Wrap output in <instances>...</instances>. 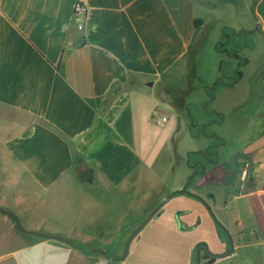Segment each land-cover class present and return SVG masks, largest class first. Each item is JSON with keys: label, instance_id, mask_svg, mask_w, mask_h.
Wrapping results in <instances>:
<instances>
[{"label": "crops", "instance_id": "crops-1", "mask_svg": "<svg viewBox=\"0 0 264 264\" xmlns=\"http://www.w3.org/2000/svg\"><path fill=\"white\" fill-rule=\"evenodd\" d=\"M199 1L0 0V164L5 173L0 206L17 213L25 229L75 244L24 233L0 212V231L17 246L0 256V264H59L58 255L65 258L60 264H128L115 263L127 257L109 260L94 249L108 252L112 247L116 254L145 199L154 194L156 201L170 193L166 178L139 150L138 127L152 122L161 101L169 102L163 88L176 84L167 79L184 72L202 30L206 35L195 55L198 88L191 95L192 102L198 96L199 122L192 109L186 115L181 111L183 116L194 128L220 126L227 113L218 106L219 95L223 89L236 91L231 106L247 114L242 145H264V12L259 10L264 0H239L236 5L239 24L231 27L255 30L254 44L238 48L248 59L240 68L243 76L219 88L211 101L207 87L221 71L237 70L240 60L217 49L224 27L198 14ZM77 2L84 6L83 23L74 15ZM216 30L221 36L214 41ZM208 45L216 57L205 65L204 82L198 68ZM256 55L252 87L242 89ZM204 103L224 113V120L213 121ZM206 137L203 149L211 142ZM82 169L89 178H83ZM190 173L187 166L179 177L182 183ZM142 181L156 186L150 192L146 188L139 205ZM160 216L172 219L173 211L165 209ZM37 249L47 253L40 262L30 257Z\"/></svg>", "mask_w": 264, "mask_h": 264}, {"label": "rangeland", "instance_id": "rangeland-1", "mask_svg": "<svg viewBox=\"0 0 264 264\" xmlns=\"http://www.w3.org/2000/svg\"><path fill=\"white\" fill-rule=\"evenodd\" d=\"M208 1H212L213 3ZM232 1L234 4L226 3L224 0H200L197 11L201 17L209 18L213 21L215 26H219L220 24L223 27L236 26L239 24L238 18L240 17L238 13L239 7L236 6L239 0ZM218 32L216 30L213 35L214 41L221 36ZM205 35L206 31L202 30L193 42L191 48L195 54L198 47L204 41ZM239 43L242 45L243 41L239 40ZM205 50L202 64L198 68V74L202 76L204 82L208 81L207 76H205V74H208L205 65H210L211 60L216 57L213 46L208 45V48ZM247 55H250V53H247ZM258 61L256 55L251 66L247 68L248 77L239 85L242 89L252 87V77L255 75ZM195 64V57L193 58L192 54L189 53L185 60L184 72L181 69L182 73L172 75L167 79L173 81L176 85L175 87H171V89L173 88L172 90L170 89L171 91H167L165 87L163 88L166 91L164 94L169 102L167 101L166 105L161 101L158 111L153 113L152 122L146 126L140 125L138 127L139 150L143 154L145 162L155 172L166 178L167 188L172 192L182 188L189 175L185 176L182 183L179 177L188 166V156L185 158L184 151L203 149L202 146L208 143L206 141V133L211 134L216 131L222 135L227 145L220 148V162L229 169L230 178L228 184L229 189H233L227 197L228 203L226 205L224 203V198H226L228 191L225 184L211 182L212 184L207 183L201 187L193 184L190 186V190L206 199L217 219L224 225L226 224L235 236V254L219 259L217 263L264 264V145H253L251 147L242 145L243 139L240 134L244 132L248 123L244 119L247 114H238L234 112V107L232 108L231 106L232 100L237 97L236 91L223 89L219 95L218 106L224 110V113H227L224 124L217 125L215 128H209L205 124L197 125L196 128L191 126V123L186 116H183V113L186 115V109H192L193 118L199 122L196 109L199 110V113L201 112L197 101L198 96H195L194 102L191 101V95L198 88L195 82ZM231 80L232 77L228 78L227 81ZM165 117L169 119L163 123ZM260 125L261 122L257 125L259 126L257 128L258 131ZM238 141H241V145L238 144ZM239 148H242V150L237 152ZM234 153H236L234 159L228 160L227 157ZM247 155L248 157L252 156L251 158L254 160L253 170L248 179L246 177L247 168L245 165L247 161L244 162V159H247L244 156ZM193 160L194 157L192 158ZM81 174H84L85 178H89L85 169H82ZM4 179L5 173H3V168L0 164V180ZM140 185L144 186L139 191V205H141V199H144L143 197L148 193L146 188L150 192L156 186L153 183L150 184L143 181ZM155 198L156 196L153 194L151 197L145 199L146 202L142 200L144 202H141L142 205L138 207L137 213L131 217V224L127 229L125 239L120 242L116 249V254L113 252L112 247L109 248V255L111 253L115 254L112 257L123 255L124 246L130 234L163 200V197H161L159 200L154 201ZM123 200H126V197ZM165 209L173 211V218L170 219L162 216L151 218L132 240L127 258L124 261H117L115 263L195 264V248L197 244L201 242L208 243L211 250L215 251L223 249L216 229L217 224L208 206L201 200L187 194H176L164 204L162 211ZM182 226H185L187 230L182 229ZM4 233L0 231V256L17 247L15 246V241L12 238H7ZM136 252L140 253L137 255ZM30 257L32 260L40 262L43 258L47 257V253L37 249L31 253ZM56 259L59 264L65 261L62 255L56 256Z\"/></svg>", "mask_w": 264, "mask_h": 264}, {"label": "flooded vegetation", "instance_id": "flooded-vegetation-1", "mask_svg": "<svg viewBox=\"0 0 264 264\" xmlns=\"http://www.w3.org/2000/svg\"><path fill=\"white\" fill-rule=\"evenodd\" d=\"M223 52H226L230 56H233L229 51H223ZM235 73H236V70H234L232 74L228 73L226 70L221 71V75L219 77H222L223 82H224V85H222V87L223 86H232L233 85L230 81H227V80H228V78L233 77ZM203 108L205 109L206 113H208V114H210L212 116L213 121L221 123L224 120V113L217 112L216 110L210 109L209 105L207 103L203 105ZM218 113H222L223 114V118H222V120L216 121L214 119V116H216V114H218ZM206 125L207 124H205V126ZM206 135L211 138V142L204 149L198 150V151L203 152V153L195 154L194 160L192 162L195 163V162L198 161V162H200V164L198 163L197 165H195L193 163H189V162L187 163V165L191 168V173L188 175V176H190V178L186 180L185 184L188 183V188L189 189H190V186L193 185V184H195V185L197 184L199 186H203V185H205L207 183H211V182H218V183L225 184L226 188L228 189L226 198H224V203L226 205L228 203L227 197L229 196V194L232 192L233 189L232 188L229 189V184H228L229 178H230L229 169L222 162H220V159H221L220 148H221V146L227 145V143H226V140L224 139V137L218 135L216 132H213L211 134L210 133H206ZM212 145H215V147L213 148V151L209 152L212 155H206L205 152L208 153L207 149L210 146H212ZM189 152H196V151H189ZM189 152L187 154L188 158H189ZM235 154L236 153H234L232 155H229V157H227V159L230 160V161L233 160ZM244 157L247 158V159H244V162L247 161L245 165H246V168H247L246 177L248 179L251 176L250 175L251 171L253 170L254 160H253V158H251L252 156L248 157V155H247V156H244ZM211 197L213 198V196H211ZM157 206L153 210H155L157 208ZM163 206L160 207V209L158 210V212L154 216H160L161 215ZM225 226H227V225L225 224ZM185 228H186L185 226H182V229H185ZM227 228L229 229L228 226H227ZM216 229H217L218 234L220 236V241H221V243L223 245V249L221 251L212 250V252L217 253V254H224V253L228 252L231 249V247H232V241H231V237H232L233 238V248L234 249H233V252L230 255H234L235 251H236V239H235V236L231 233L230 229H229V231H230L231 237L222 228H219L217 226ZM240 231H241V229H240ZM139 232L135 235V237L139 234ZM198 252L200 254V262H199V264H218L217 262H218L219 259L225 258L226 256H230V255H226L224 257L215 256V255L211 254L207 250L205 244L202 243L201 246L198 249L195 248V264H198L197 258H196ZM123 253H124V250H123ZM118 257H120V256H118Z\"/></svg>", "mask_w": 264, "mask_h": 264}, {"label": "water", "instance_id": "water-1", "mask_svg": "<svg viewBox=\"0 0 264 264\" xmlns=\"http://www.w3.org/2000/svg\"><path fill=\"white\" fill-rule=\"evenodd\" d=\"M152 83V82H151ZM187 163H188V160H187ZM190 178V176H188V178L187 179H189ZM176 194H187V195H190V196H192V197H195V198H197V199H199V200H201L203 203H205L207 206H208V209L210 210V213H211V215L213 216V218H214V220H215V223L217 224V226L219 227V228H222L227 234H229V236L231 237V234H230V231H229V229L223 224V223H221L218 219H217V217H216V215L214 214V212H213V210L211 209V207L208 205V202L206 201V199L203 197V196H201L200 194H198V193H196V192H194V191H192V190H190L189 188H188V183H186L182 188H179V189H177V190H174V191H172V192H170L169 194H167V195H165L164 196V198H163V200L159 203V205L157 206V208L155 209V210H153L148 216H147V218L130 234V236H129V238L127 239V241H126V244H125V247H124V253H123V255L122 256H120V257H111V256H109L108 255V252H107V250H105V249H102V248H95L94 249V251H96V252H99V253H101L102 255H104V256H106V258L107 259H109V260H124L126 257H127V255H128V251H129V247H130V244H131V242H132V240L134 239V237H135V235L148 223V221L158 212V210L160 209V207H162L164 204H166L169 200H170V198H172L174 195H176ZM0 212H2L3 214H6V215H8V216H10L14 221H15V223H16V226H17V228L20 230V231H22V232H24V233H29V234H36V235H40V236H45V237H52V238H57V239H61V240H63V241H65V242H67V243H69V244H71V245H75L72 241H70V240H68V239H65V238H63V237H61V236H57V235H52V234H47V233H43V232H38V231H33V230H28V229H25L23 226H22V224H21V222H20V219H19V216L17 215V213H15V212H13V211H11V210H8V209H5V208H3V207H1L0 206ZM178 215V214H177ZM231 241H232V247H231V249L228 251V252H226V253H224V254H217V253H214V252H212V250L210 249V247H209V244L208 243H205V242H201V243H199V244H197V246H196V248L198 249L200 246H201V244L202 243H204L205 244V246H206V248H207V250L211 253V254H213V255H215V256H219V257H224V256H226V255H230L232 252H233V238L231 237ZM197 262H198V264H199V262H200V254H199V252L197 253Z\"/></svg>", "mask_w": 264, "mask_h": 264}, {"label": "trees", "instance_id": "trees-1", "mask_svg": "<svg viewBox=\"0 0 264 264\" xmlns=\"http://www.w3.org/2000/svg\"><path fill=\"white\" fill-rule=\"evenodd\" d=\"M259 10L261 12H264V2H262L259 6ZM258 29V26L257 28ZM255 32V30H245V29H241V30H236L230 26H225L223 28V34H224V40L219 42L217 44V49L221 50V51H229L233 56L239 58V67L236 70V73L234 74V76L232 77V80L230 81L232 84H234L235 82H237L242 76H243V72L240 69L242 65L246 64L248 62L247 58H243L240 56V54L238 53V48L240 46H245V47H252L254 44V40L252 39V35ZM239 40L243 41V44L241 45V43H239ZM190 54H192V57H195V53L192 52V49L190 50ZM224 85L223 79L222 77H218L217 80H215V82L207 87V93L210 96V100L214 99L215 95H216V90L220 87ZM223 118V114L222 113H218L216 114V116H214V119L216 121L222 120ZM215 147V145L210 146L207 149V152H205L206 155H212L209 152L213 151V148ZM198 153H203L200 151H196V152H189V158H188V162L189 163H193L195 165H197L198 163L200 164V162H192V158L195 156V154ZM213 157V156H212ZM78 164V162H77ZM83 178H85V176L83 175Z\"/></svg>", "mask_w": 264, "mask_h": 264}, {"label": "built area", "instance_id": "built-area-1", "mask_svg": "<svg viewBox=\"0 0 264 264\" xmlns=\"http://www.w3.org/2000/svg\"><path fill=\"white\" fill-rule=\"evenodd\" d=\"M75 18L80 22L83 23L85 21V14H84V6L81 2H77L76 6H75ZM166 119V117L163 119Z\"/></svg>", "mask_w": 264, "mask_h": 264}]
</instances>
